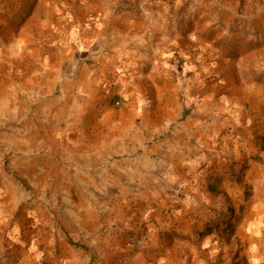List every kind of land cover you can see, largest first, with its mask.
Returning <instances> with one entry per match:
<instances>
[{"label": "rangeland", "instance_id": "1", "mask_svg": "<svg viewBox=\"0 0 264 264\" xmlns=\"http://www.w3.org/2000/svg\"><path fill=\"white\" fill-rule=\"evenodd\" d=\"M189 102L236 149L203 191L198 264H264V0H0V264L96 258L94 231L136 241L129 222L179 208L192 191L148 189L115 134L156 139Z\"/></svg>", "mask_w": 264, "mask_h": 264}, {"label": "crops", "instance_id": "2", "mask_svg": "<svg viewBox=\"0 0 264 264\" xmlns=\"http://www.w3.org/2000/svg\"><path fill=\"white\" fill-rule=\"evenodd\" d=\"M121 63L122 70L128 72L127 69H131L136 79L144 77L138 69L136 56L134 59L122 57ZM157 73L153 71L147 77L153 81L159 78L156 81L157 84H164V87L172 86L176 89L168 78L165 79L160 73ZM133 106L134 109L140 107L138 104ZM186 108L188 113L182 117V105L178 103L174 107H170V111L176 115L168 121L166 118L162 121L158 127L159 132L162 129L167 132L165 131L156 139V129L153 128L151 137H147V139L135 137L127 139L124 129L115 134L117 138L115 152L122 153L129 160L130 168L133 171L147 176L145 179L148 189L161 185L159 187L176 191L180 189L192 191L185 195L183 203H180L181 206L175 209L171 207L172 213L157 211L153 214L154 221L148 222L145 232L140 226L144 219L128 221L130 231H135L137 234L141 231L139 236L136 233L132 234L134 238L140 237L139 240H129L120 236L123 232L121 226L117 227L115 231H94L98 236L105 238V250L97 249L100 254L96 258L91 255H85L86 257L82 258L78 253L73 252L70 256H66V259L62 255H52L50 264H118L119 262H127V264H139L140 262L143 264H191L192 261L198 264V248H200L198 247V237L203 230L202 215H204V200H206L203 191H208L209 178L217 169V161L222 160L224 155L230 153L228 152L231 150L230 148L235 153L236 149L233 147L235 143L230 137L220 134L225 128L218 129L217 125L202 123V120L198 118V102H189ZM156 162L161 164L165 174V178L161 182L151 174L154 173ZM168 202L169 199L159 202V207L168 204ZM191 212L195 213L192 215ZM117 217L119 222L126 220L122 215ZM166 231L175 233L171 246L167 245L164 239L163 233ZM209 238L210 236L206 239L208 244L210 243ZM94 243L98 242L94 241ZM97 245L99 246V243Z\"/></svg>", "mask_w": 264, "mask_h": 264}, {"label": "trees", "instance_id": "3", "mask_svg": "<svg viewBox=\"0 0 264 264\" xmlns=\"http://www.w3.org/2000/svg\"><path fill=\"white\" fill-rule=\"evenodd\" d=\"M234 264H237V263L234 262Z\"/></svg>", "mask_w": 264, "mask_h": 264}]
</instances>
